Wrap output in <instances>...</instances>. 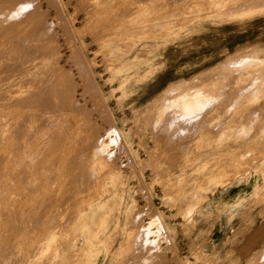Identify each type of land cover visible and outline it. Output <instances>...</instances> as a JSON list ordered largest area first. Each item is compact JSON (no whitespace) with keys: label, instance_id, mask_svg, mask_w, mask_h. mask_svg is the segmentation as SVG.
Segmentation results:
<instances>
[{"label":"rangeland","instance_id":"rangeland-1","mask_svg":"<svg viewBox=\"0 0 264 264\" xmlns=\"http://www.w3.org/2000/svg\"><path fill=\"white\" fill-rule=\"evenodd\" d=\"M244 7L261 12L264 0H0V264H219L200 250L186 256L175 249L159 214L157 188L172 201L181 191L170 192L177 184L157 173L151 160L154 143V154L163 148L170 157L182 155L192 141L199 144L236 113L239 130L255 127L252 110L260 108L262 113L264 97V60L257 57L264 58V51L256 54L246 48L264 49V12L238 16L236 11ZM214 13L221 15L185 21ZM25 24V30H18ZM188 26L194 28L186 31ZM176 32L190 35L186 44L195 55L210 54L205 60L208 71L199 75L194 63L186 64L182 76L191 80L190 86L160 93L167 97L155 113L132 101V95L146 85L153 91L161 54L154 50ZM235 35L241 44L232 45ZM150 60L154 65L147 64ZM213 63L218 65L210 71ZM157 114L154 121L147 119ZM263 163L264 153H240L233 162L236 170L210 173V189ZM102 164L106 173H115L114 184L101 173ZM208 168L206 163L200 170ZM200 200L195 197L189 211ZM138 253L149 258L141 259ZM245 264H264V249H256Z\"/></svg>","mask_w":264,"mask_h":264},{"label":"crops","instance_id":"crops-1","mask_svg":"<svg viewBox=\"0 0 264 264\" xmlns=\"http://www.w3.org/2000/svg\"><path fill=\"white\" fill-rule=\"evenodd\" d=\"M230 3H238V6L241 1ZM245 10L247 11L243 12ZM236 12L240 14L238 16H253L263 13L264 10L253 12L249 7L246 9L244 7L243 10ZM220 15L214 13L194 19L185 18V21L213 19ZM188 27L190 29H185L186 31L194 28V26ZM174 31L173 29L172 32ZM170 32L171 30L167 33ZM189 40V34L176 32L168 38L166 44H160L159 48L154 50V52L160 51L161 54L157 55L159 59L155 63L157 68L155 72L157 70L158 72L154 79L153 91L149 90V85L142 86L132 95V101H139L142 106H150L152 111L159 113L157 106L167 97L159 96L160 93L171 88L190 86L191 80L182 76L188 71L185 69L186 64L190 66L194 63V72L200 73L199 75L208 71L205 60L206 55L210 54L203 51L205 56L202 58V54L198 51L199 55H195L196 51L191 50L186 44ZM231 43L241 44L238 42V35L231 36ZM250 49L256 54L264 51L260 46L246 48L247 51ZM191 54L195 55L193 62L190 59ZM257 58L264 60L261 57ZM151 60L147 64L154 65L155 60L153 63ZM217 65L216 63L208 65L209 70ZM252 111L255 125L252 129L239 130V122L235 121L238 119L236 113L220 128L216 125V129L202 137L199 144L196 145L192 141L190 151L182 155L170 157L163 148H159L154 154L157 147L153 142L151 164L158 169L157 173L177 184L175 188L169 189L171 193L176 190L181 191L180 196L173 199L174 202L169 199V194L165 190L157 188L159 214L175 249L182 255L190 256L192 252L200 250L209 258H215L214 260L219 264H245L254 256L256 249H264V163L261 166L257 164L255 166L257 169L254 168L256 171L245 167L246 171L243 169L236 176L232 175L226 184L219 185L213 190L210 189L212 184L208 182L213 171L223 173L224 169L236 170L238 165H233V162L238 160L240 153H264V97L262 113L260 108H253ZM159 116L160 114H157L147 119L154 121ZM119 117L121 119L122 114H119ZM222 117L219 119L222 120ZM253 137L258 139L253 140ZM151 139L153 141L152 131ZM187 162L190 164L186 165ZM206 163H209L208 171H201V166ZM181 164H184L181 169L174 170ZM224 175H228V170ZM195 197L202 200L192 211H189ZM231 253L236 256L228 258Z\"/></svg>","mask_w":264,"mask_h":264},{"label":"bare ground","instance_id":"bare-ground-1","mask_svg":"<svg viewBox=\"0 0 264 264\" xmlns=\"http://www.w3.org/2000/svg\"><path fill=\"white\" fill-rule=\"evenodd\" d=\"M16 1H17V0H16ZM24 1H25V0H24ZM26 1H27V0H26ZM174 1H175V0H174ZM1 2H2V1H1ZM6 2H7V1H6ZM20 2H21V1H20ZM22 2H23V1H22ZM35 2H36V1H35ZM27 3H28V2H27ZM177 3H178V2H177ZM6 4H7V3H6ZM16 4H17V3H16ZM18 4H19V3H18ZM18 4H17V5H18ZM31 4H32V2H31ZM21 5H22V4H21ZM21 5H20V6H21ZM1 6H2V5H1ZM32 7H33V6H31V10H32ZM36 7H37V6H36ZM16 8H17V6H16ZM23 8H24V7H23ZM25 8L27 9V7H25ZM25 8H24V11H25ZM38 8H39V7H38ZM36 9H37V8H36ZM36 9H35V11H36ZM12 10H14V9L12 8ZM15 10H16V9H15ZM22 10H23V9H22ZM27 10H28V9H27ZM24 11H23V12H24ZM9 12H11V11H9ZM12 12H14V11H12ZM20 12H21V11H20ZM0 14H1V13H0ZM6 14H7V13H6ZM16 14L19 15L20 13L18 14V13H17V10H16ZM7 15H9V14H7ZM7 15H6V17H7ZM21 15H22V14H21ZM21 15H20V16H21ZM36 15H37V14H36ZM2 17H3V15H2ZM17 18H18V16H17ZM23 18H24V17H23ZM29 18H30V17H29ZM5 19H6V18H5ZM5 19H4V22H5ZM19 19H20V18H19ZM21 19H22V17H21ZM41 19H42V18H41ZM16 20H17V19H16ZM26 20H27V18L24 20V22H26ZM28 20H29V19H28ZM33 20H34V19H33ZM8 21H9V20H8ZM18 21H19V20H18ZM18 21H17V22H18ZM31 21H32V20H31ZM27 22H28V25H29L30 20L27 21ZM8 23H9V22H8ZM45 23H46V22H45ZM20 24H21V23H20ZM33 24H35V23L31 22L30 26H32ZM43 24H44V23H43ZM43 24H42V25H43ZM5 25H7V24H5ZM9 25H10V24H9ZM26 25H27V24H25V26L23 25L22 28H20V29H18V30H21V29H22V30H25L24 28L26 27ZM39 25H40V24H39ZM34 26H35V25H34ZM37 27H38V26H37ZM7 28H8V27H7ZM27 28H28V27H27ZM27 28H26V30H27ZM32 28H34V27L32 26ZM32 28H31V29H32ZM40 28H41V25H40ZM15 29H16V28H15ZM29 29H30V28H29ZM34 29H35V28H34ZM8 30H9V29H8ZM38 30H39V29H38ZM50 30H51V29H50ZM15 31H17V29H16ZM18 32H19V31H18ZM28 32H29V31H28ZM31 32H33V30H32ZM34 32H35V31H34ZM37 33H38V31H37ZM47 33H48V31H47ZM34 35H35V34H34ZM34 35H33V39H34ZM51 35H52V34H51ZM15 36H16V34H15ZM39 36H40V34H39ZM48 36H49V34L47 35V37H48ZM10 37H11V36H10ZM41 37H42V36H41ZM47 37H46V38H47ZM50 37H51V36H50ZM0 38H1V37H0ZM18 38H19V37H18ZM27 38H28V37H27ZM53 38H54V37H53ZM12 39H13V38H12ZM37 40H38V37H37ZM45 40H46V39H45ZM11 41H12V40H11ZM27 41H28V40H27ZM27 41H25V42H27ZM29 41H30V40H29ZM32 41H33V40H32ZM32 41H31V42H32ZM39 41L42 42V40H38V43H39ZM52 41H53V40H52ZM11 43H12V42H11ZM2 44H3V43H2ZM12 44H13V43H12ZM22 44H23V43H22ZM22 44H21V45H22ZM28 44H29V42H28ZM45 44H46V43H45ZM33 45H34V44H33ZM28 46H29V45H28ZM45 46H46V45H45ZM24 47H25V46H24ZM22 48H23V47H22ZM27 48H28V47H27ZM23 50H24V48H23ZM39 50H40V49H39ZM43 50H44V49H43ZM15 51H16V50H15ZM32 51H33V50H32ZM9 52H10V51H9ZM37 53H38V52H37ZM40 53H41V52H40ZM10 54H11V52H10ZM12 54H13V52H12ZM7 55H8V54H7ZM14 55H15V54H14ZM40 55H41V54H40ZM8 56H9V55H8ZM26 57H27V56H26ZM3 58H5V57H3ZM6 58H7V56H6ZM16 58H17V56H16ZM16 58H15V59H16ZM24 58H25V57H24ZM35 58H36V56H35ZM30 59H31V58H30ZM3 60H4V59H3ZM20 60H21V59H20ZM40 60H41V59H40ZM22 61H23V60H22ZM11 62H12V61H11ZM25 62H26V61H25ZM27 62H28V60H27ZM225 62H226V61H225ZM7 63H8V62H7ZM12 63H13V62H12ZM17 63H18V62H17ZM20 63H21V62H20ZM28 63H29V62H28ZM4 64H5V63H4ZM4 64H3V62H2V66H3ZM9 64H10V63H9ZM11 65H12V64H11ZM18 65H19V64H18ZM13 66H14V65H12V67H13ZM16 67H17V66H16ZM0 68H1V67H0ZM7 68H8V67L6 66L5 71H6ZM9 68H10V67H9ZM14 68H15V67H14ZM15 69H16V68H15ZM22 69H23V68H22ZM215 69H217V68H215ZM211 70H212V69H211ZM211 70H210V71H211ZM5 71H3V72H5ZM6 72H7V71H6ZM1 73H2V72H1ZM7 73H9V72H7ZM12 73H13V72H12ZM5 74H6V73H5ZM204 74H205V73H204ZM12 75H13V74H12ZM205 75H206V74H205ZM2 78H3V77H2ZM15 79H16V78H15ZM194 79H196V78H194ZM197 79H199V77H198ZM13 80H14V79H13ZM43 82H44V81H43ZM192 82H193V81H192ZM188 83H189V82H188ZM15 84H16V83H15ZM43 84L45 85V82H44ZM43 84H42V85H43ZM20 85L22 86V84H20ZM47 85H48V84H47ZM11 86H12V85H11ZM21 86H20V87H21ZM9 87H10V86H9ZM17 87H19V86H17ZM39 87H40V83H39ZM40 88H41V87H40ZM33 90H35V89H33ZM62 90H63V89H62ZM238 90H239V89H238ZM40 91H41V93H42L43 90L40 89L39 92H40ZM227 91H228V89H227ZM233 91H234V90H233ZM0 92H1V89H0ZM8 92H9V91H8ZM16 92H17V90H16ZM44 92H45V91H44ZM47 92H48V91H47ZM27 93H28V92H27ZM34 93H35V92H34ZM5 94H6V93H5ZM29 94H31V93H28V95H29ZM42 94H43V93H42ZM0 95H1V94H0ZM38 95H39V94H38ZM49 95H50V94H49ZM191 95H192V94H191ZM191 95H190V96H191ZM41 96H42V95H41ZM45 96H46V95H45ZM66 96H68V95H66ZM0 97H1V96H0ZM3 97H4V96H3ZM63 97H65V96H62V98H63ZM68 97H69V96H68ZM16 98H17V97H16ZM31 98H32V97H31ZM35 98H36V97H35ZM35 98H34V100H35ZM45 98H46V97H45ZM0 99H1V98H0ZM23 99H24V98H23ZM28 99H29V98H28ZM60 99H61V98H60ZM65 99H67V98L65 97ZM47 100H48V98H47ZM69 100H70V98H69ZM26 101H27V100H26ZM67 101H68V100H66L65 102L67 103ZM72 101H74V100H72ZM17 102H18V101H16V103H17ZM28 102H30V101L28 100ZM36 102H37V101H36ZM63 102H64V101H62V103H63ZM165 102H166V101H165ZM11 103H12V102H11ZM31 103H32V102H31ZM46 103H47V101H46ZM62 103L60 102V104H62ZM163 103H164V102H163ZM187 103H188V100H187ZM6 104H7V103H6ZM23 104H24V102H23ZM28 104H29V103H27V105H28ZM63 104H64V103H63ZM71 104H73V103H71ZM20 105H21V104H20ZM253 105H254V104H253ZM31 106H32V104H31ZM33 106H34V105H33ZM255 106H256V105H255ZM10 107H11V106H10ZM25 107H26V106H25ZM41 107H42V106L40 105V108H41ZM194 107H195V106H194ZM7 108H8V107H7ZM14 108H15V107H14ZM17 108H18V107H17ZM42 108H43V107H42ZM34 109H35V107H34ZM186 109H187V108H186ZM250 109H251V107L249 108V110H250ZM47 110H48V109H47ZM194 110H195V109H194ZM176 111H177V109H176ZM0 112H1V110H0ZM184 112H185V110H184ZM189 112H190V111H189ZM247 112H248V111H247ZM31 113H32V112H31ZM35 113H36V112H34V114H35ZM42 113H43V112H42ZM45 113H46V112H45ZM45 113H44V114H45ZM175 113H176V112H175ZM193 113H194V112H193ZM200 113H201V111H200ZM203 113H204V112H203ZM23 114H24V113H23ZM27 114H28V113H27ZM40 114H41V113H40ZM46 114H47V113H46ZM187 114H188V113H187ZM205 114H206V113H205ZM247 114H248V113H247ZM35 115H36V114H35ZM37 115H39V114L37 113ZM37 115H36V117H37ZM169 115H170V114H169ZM24 116H25V115H24ZM30 117H31V114H30ZM32 117H33V116H32ZM258 117H259V116H258ZM17 118H18V117H17ZM17 118H16V119H17ZM42 118H43V117H42ZM168 118H169V117H168ZM16 119H15V120H16ZM19 119H20V118H19ZM30 119H31V118H30ZM39 119H40V117H39ZM178 119H179V118H178ZM32 120H33V119H32ZM180 120H181V119H180ZM187 120H188V119H187ZM189 120H192V119H189ZM235 120H236V119H235ZM18 121H19V120H17V122H18ZM193 121H195V120H193ZM196 121H197V120H196ZM255 121H256V120H255ZM21 122H22V119H21ZM181 122H182V121H181ZM186 122H187V121H186ZM27 123H28V122H27ZM36 123H37V122H36ZM171 123H172V122H171ZM182 123H183V122H182ZM194 123H195V122H194ZM208 123H209V121H208ZM246 123H247V122H246ZM172 124H173V123H172ZM178 124H179V123H178ZM21 125H22V124H21ZM174 125H175V124H174ZM181 125H182V124H181ZM189 125H190V123H189ZM50 126H51V125H50ZM177 126H178V125H177ZM182 126H183V125H182ZM190 126H191V125H190ZM20 127H21V126H20ZM180 127H181V126H180ZM185 127H187V126H185ZM14 128L16 129V127H14ZM22 128H23V127H22ZM86 128H87V127H86ZM88 128H89V126H88ZM173 130H174V129H173ZM21 131H24V132H25V130H21ZM92 131H93V130H92ZM15 132H16V130H15ZM27 132H28V131H27ZM36 133H37V132H36ZM40 133H41V132H40ZM180 133H181V132H180ZM183 133H184V132H183ZM186 133H187V132H186ZM190 133H191V132H190ZM21 134H22V132H21ZM31 135H32V136H31V138H32V137L34 136V133L31 134ZM35 135H36V134H35ZM170 135H172V134H170ZM173 135H174V134H173ZM182 135H183V134H182ZM18 136H19V135H18ZM37 136H38V135H37ZM39 136H40V135H39ZM86 136L88 137V135H86ZM176 136H177V135H176ZM178 136H179V135H178ZM180 136H181V134H180ZM180 136H179V137H180ZM19 137H21V135H20ZM34 138H35V137H34ZM175 138H176V137H175ZM95 139H96V138H95ZM170 139H171V137H170ZM173 139H174V138H173ZM168 140H169V139H168ZM171 141H172V140H171ZM171 141H170V142H171ZM10 142H11V141H10ZM89 142H90V141H89ZM172 142H173V141H172ZM18 143H19V142H17V144H18ZM90 143H91V145H92L93 142H90ZM183 143H184V142H183ZM24 145H25V144H24ZM93 145H94V144H93ZM182 145H183V144H182ZM6 147H7V146H6ZM19 147H20V146H19ZM8 148H9V147H8ZM181 148H182V147H181ZM187 148H188V147H187ZM14 149H15V148H14ZM25 149H26V148H25ZM72 149H73V148H72ZM94 149H95V147H94ZM4 150H5V149H4ZM17 150H18V148H17ZM68 150H69V149H68ZM83 150H85V149L83 148ZM86 150H87V149H86ZM23 151H24V150H23ZM38 151H39V150H38ZM81 151H82V150H81ZM96 151H97V149H96ZM86 152H87V151H86ZM89 152H90V155L93 154V153L91 154V151H89ZM21 153H22V152H21ZM60 153H61V152H60ZM82 153H83V152H82ZM29 154H30V153H29ZM97 154H98V153H97ZM5 155H6V154H5ZM60 155H62V154H60ZM84 155H85V153H84ZM84 155H83V156H84ZM90 155H89V158L91 159V156H90ZM176 155H177V154H176ZM87 156H88V155H87ZM92 156H93V155H92ZM171 156H172V155H171ZM3 157H4V156H3ZM5 157H6V156H5ZM36 157H37V155H36ZM16 158H17V157H16ZM96 158H97V157H96ZM1 159H2V158H1ZM10 159H11V158H10ZM83 159H84V158H83ZM86 160H87V159H86ZM88 160H89V159H88ZM90 161H92V160H90ZM95 161H96V160H95ZM100 161H101V160H100ZM100 161H99V162H100ZM102 161H103V160H102ZM102 161H101L99 164H101ZM77 162H79V161H77ZM81 162H82V161L80 160V163H81ZM97 162H98V161H97ZM105 162H108V160H106ZM111 162H112V161H111ZM111 162H110V163H111ZM82 163H84V162H82ZM94 163H95V162H94ZM96 165H97V163H96ZM104 165L106 166V164H104ZM21 166H22V165H21ZM101 166H102L101 169H103V170H101V173L104 171L103 173H105L106 175L108 174L107 176H109V178H110V180H111V183L114 184V181L117 179V177L114 176L115 173L110 172V169L107 170V173H106V171H105V169H104V167H103V164H102ZM74 167H75V166H74ZM87 167H88V165H87ZM106 167H108V166H106ZM20 168H21V167H20ZM67 168H69V167H67ZM115 168H116V167H115ZM70 169H71V168H70ZM88 169H89V167H88ZM107 169H108V168H107ZM64 170H65V168H64ZM72 170H73V169H72ZM80 170H82V169H79V175H80ZM97 170H98V169H97ZM69 171H70V170H69ZM95 171H96V170H95ZM113 171H114V170H113ZM60 172H61V171H60ZM66 172H67V171H66ZM81 173H82V175H81L79 178H82V181H83L84 177H86V175H85L84 177H82V176L85 174V171H82ZM83 173H84V174H83ZM96 173H97V172H96ZM99 173H100V171H99ZM99 173H98V175H99ZM70 174H71V172H70ZM75 174L77 175V173H75ZM88 174H89V173H88ZM88 174H87V175H88ZM105 174H104V175H105ZM52 176H53V175H52ZM70 176H71V175H70ZM93 176H94V175H93ZM95 176H96V174H95ZM44 177H45V176H44ZM75 178H76V177H75ZM88 178H89V177H88ZM88 178H87V179H88ZM46 179H47V178H46ZM77 179H78V178H77ZM90 179H91V178H90ZM93 179H95V178H93ZM43 181H44V180H43ZM82 181H81V182H82ZM100 181H101V180H100ZM56 182H57V181H56ZM70 183H71V182H70ZM83 183H85V182H83ZM95 183H96V182H95ZM51 184H52V183H51ZM80 184H82V183H80ZM107 184H108V182H107ZM109 184H110V182H109ZM42 185H43V184H42ZM44 185H45V184H44ZM76 185H77V184H76ZM91 185H92V184H91ZM93 185H94V184H93ZM86 186H87V185H86ZM49 187H50V186H49ZM65 187H66V186H65ZM77 187H79V186H77ZM84 187H85V184H84V186H83L82 188L80 187L81 190H83ZM40 189H41V188H40ZM56 189H57V188H56ZM70 189H71V188H70ZM72 189H73V188H72ZM74 189H75V188H74ZM78 189H79V188H78ZM85 189H86V188H84V191H85ZM0 190H1V189H0ZM87 190H88V189H87ZM54 191H55V190H54ZM66 191L68 192V190H66ZM71 191H72V190H71ZM69 192H70V191H69ZM77 193H78V192H77ZM84 193H85V192H84ZM82 194H83V193H82ZM39 196H40V194H39ZM39 196H38V197H39ZM71 197H72V196H71ZM71 197H70V198H71ZM46 198H47V197H46ZM48 198H49V197H48ZM59 198H60V197H59ZM67 198H68V197H67ZM67 198H66V199H67ZM76 198H77V197H76ZM82 198H83V197H82ZM11 199H12V198H11ZM33 199H34V198H33ZM44 199H45V198H44ZM83 199H84V198H83ZM63 201H64V199H63ZM31 202H32V201H31ZM51 202H52V200H51ZM61 202H62V201H61ZM78 202H80V201H78ZM34 204H35V203H34ZM46 204H47V203H46ZM73 204H74V203H73ZM83 204H84V203H83ZM62 205H63V204H62ZM77 206H78V205H77ZM77 206H76V207H77ZM70 207H71V206H70ZM78 207H79V206H78ZM90 207H91V206H90ZM80 208H81V207H80ZM92 208H93V207H92ZM29 209H30V208H29ZM35 209H36V208H35ZM75 209H76V208H75ZM81 209H82V208H81ZM25 210H26V209H25ZM44 211H45V210H44ZM44 211H43V212H44ZM73 211H74V210H73ZM60 212H61V211H60ZM76 213H77V212H76ZM24 214H25V213H24ZM71 214H72V213H71ZM154 214H155V213H153V215H154ZM25 215H26V214H25ZM28 215H29V214H28ZM45 215H46V214H45ZM51 216H52V215H51ZM72 216H73V215H72ZM72 216H71V217H72ZM155 216L157 217V215H155ZM155 216H152V215H151V217H153V218H154ZM69 217H70V216H69ZM133 217H134V216H133ZM133 217H132V218H133ZM135 217H136V216H135ZM12 218H13V217H12ZM153 218H152V219H153ZM46 219H47V218H46ZM134 219H135V218H134ZM156 219L159 221V218H158V217H157ZM68 220H69V219H68ZM154 220H155V219H154ZM134 221H135V220H134ZM34 222H36V221H34ZM67 222H68V221H67ZM159 222H160V221H159ZM43 223H44V222H43ZM59 223H60V222H59ZM16 224H17V223H16ZM31 224H32V223H31ZM49 224H51V223H49ZM138 224H139V223H138ZM138 224L136 225L137 227H138ZM47 225H48V224H47ZM57 225H58V223H57ZM62 226H63V225H62ZM131 226H132V225H131ZM47 227H48V226H47ZM49 228H50V226H49ZM135 228H136V227H135ZM144 228H145V227H144ZM27 229H28V228H27ZM132 229H134V228H132ZM140 229H141V228H140ZM148 229H149V228H148ZM34 231H35V229H34ZM144 231H145V230H143V232H142L143 234H142V235H145V234H144V233H145ZM147 231H148V230H146V232H147ZM1 232H2V231H1ZM37 232H38V231H37ZM13 233H14V232H13ZM24 233H25V232H24ZM135 233H136V232H135ZM138 233H139V232H138ZM37 234H38V233H37ZM133 234H134V233H133ZM147 234H148V232H147ZM7 235H8V233H7ZM97 235H98V234H97ZM48 236H49V234H48ZM146 237H147V236H146ZM45 238H46L47 241L50 240V237H49V238L45 237ZM139 238H140V236H139ZM10 239H11V238H10ZM56 239H57V238H56ZM52 240H53V236H52ZM52 240H51V241H52ZM129 240H130V239H129ZM137 240H138V238L136 239V241H137ZM139 240H140V239H139ZM139 240H138V241H139ZM143 240H145V239H143ZM143 240H142V243H143ZM3 241H4V239H3ZM47 241H46V242H47ZM51 241H50V242H51ZM31 242H32V241H31ZM55 242H56V241H55ZM133 242H134V241H133ZM146 242H147V240H146ZM8 243H9V242H8ZM38 243H39V242H38ZM154 243H155V240H154ZM3 244H4V243H3ZM52 244H53V243H52ZM146 244H147V243H146ZM27 245H28V244H27ZM30 245H31V244H30ZM46 245L48 246V248L50 247L49 244H46ZM53 245H54V244H53ZM134 245H135V244H134ZM148 245H149V241H148ZM151 245H152V244H151ZM151 245H149V248L151 247ZM7 246H8V245H7ZM16 246H17V245H16ZM16 246H15V248H16ZM32 246H33V245H32ZM51 246H52V245H51ZM43 247H44V246H43ZM152 247H153V246H152ZM152 247H151V248H152ZM9 248H10V247H9ZM46 248H47V247H46ZM135 248H136V247H135ZM145 248L147 249V247H145ZM145 248H142L141 251H143V249H145ZM151 248H150V251H151ZM39 249H40V248H39ZM41 249H42V248H41ZM33 250H34V249H33ZM147 250H148V251H147ZM147 250H146V251L149 252V249H147ZM43 251H44V253H45V249H44ZM49 251H50V248H49ZM49 251L47 250L48 253H50ZM119 251H120V250H119ZM119 251H118L117 255H119ZM138 251H139V250H138ZM51 252H52V251H51ZM147 252H143V253H147ZM15 253H16V252H15ZM42 253H43V252H42ZM136 253H137V252H136ZM151 253H152V252H150V254H151ZM154 253L156 254V252H154ZM154 253H153V254H154ZM53 254H54V253H53ZM53 254H52V255H53ZM133 254H134V253H133ZM138 254H139V253H138ZM147 254H148V253H147ZM18 255H19V253H18ZM40 255H41V253H40ZM136 255H137V254H136ZM139 255H140L139 257H140L141 259H143L144 257H145V259L149 258V256H147V255H146L147 257H146V256H143V257H142L143 254H142V255L139 254ZM6 256H7V254H6ZM10 256H11V255H10ZM24 256H25V254H24ZM44 256H45V254H44ZM48 256H49V255H48ZM150 256H152V255H150ZM38 257H39V256H38ZM38 257H37V258H38ZM41 257H43V256L41 255L40 258H41ZM50 257H51V255H50ZM155 257H156V256H155ZM45 258H46V257H45ZM151 258H152V257H151ZM52 259H53V258H52ZM154 259H156V258H154ZM42 260H43V259H42ZM42 260H41V261H42ZM50 260H51V259H50ZM134 260H135V259H134ZM150 260H151V259H150ZM36 261L38 262V261H40V260H36ZM135 261H136V260H135ZM148 261H149V259H148ZM3 262H4V261H3ZM7 262H8V261H7ZM13 262H14V261H13ZM133 262H134V261H133ZM150 262H152V261H150ZM4 263H5V262H4ZM135 263H136V262H135ZM135 263H134V264H135ZM137 263H138V262H137ZM139 263H140V262H139ZM43 264H44V263H43ZM130 264H131V263H130Z\"/></svg>","mask_w":264,"mask_h":264}]
</instances>
